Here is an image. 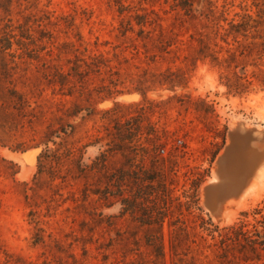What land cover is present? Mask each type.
<instances>
[{
  "label": "rangeland",
  "instance_id": "rangeland-1",
  "mask_svg": "<svg viewBox=\"0 0 264 264\" xmlns=\"http://www.w3.org/2000/svg\"><path fill=\"white\" fill-rule=\"evenodd\" d=\"M259 38L264 0H0V264H264Z\"/></svg>",
  "mask_w": 264,
  "mask_h": 264
},
{
  "label": "trees",
  "instance_id": "trees-1",
  "mask_svg": "<svg viewBox=\"0 0 264 264\" xmlns=\"http://www.w3.org/2000/svg\"><path fill=\"white\" fill-rule=\"evenodd\" d=\"M185 2L189 6H191L192 0H185ZM259 39H261V42L258 44H254L255 49L253 48L250 50H246V49L241 48L239 50V56H241L242 58L241 62L247 61V59L252 58L253 52L256 53L254 54V56L255 55H257V57L262 56V53L264 51V38H259ZM6 49H8V47L2 46V50H6ZM227 52H229V50H227ZM235 56L236 55L234 53H229L227 59L219 60L215 57L214 61L216 62L217 66H219L222 62L226 63V66H225L226 69L230 68V66L233 64L234 70L232 72L231 79L228 80L226 84H224V86L226 87L228 93L238 94V93H242L243 90L245 89L244 84L241 82L243 78L242 76L244 75V71H245V64L244 63L237 64L235 61ZM252 77H255L257 79L261 87H264V70H259V73L253 74ZM15 149L18 150L20 148L19 146H16ZM43 152L40 154L39 159L42 157ZM247 241H250V240H247Z\"/></svg>",
  "mask_w": 264,
  "mask_h": 264
},
{
  "label": "bare ground",
  "instance_id": "bare-ground-1",
  "mask_svg": "<svg viewBox=\"0 0 264 264\" xmlns=\"http://www.w3.org/2000/svg\"><path fill=\"white\" fill-rule=\"evenodd\" d=\"M228 145H230V147L223 152V154L221 155L222 157V161L220 162V164L217 166L216 170L214 171V180L216 182L219 183L218 186L214 187L212 189L211 192H209L208 197L206 198V202H216L218 200H221L223 198L224 195L226 194H232L235 192L236 189H238L237 187H239V181L237 180L236 176L233 174V172H231L229 170V165H230V155H232V151H233V147H232V143L230 142L229 138H228ZM238 147V146H236ZM245 147V146H244ZM243 147V148H244ZM242 148V150H244ZM235 152V151H234ZM242 153V152H241ZM234 155V154H233ZM238 155V154H237ZM14 160H18L20 162L23 161V158L25 157V155H10ZM218 159V158H217ZM252 161V160H251ZM219 163V162H218ZM217 163V164H218ZM22 165H24L22 163ZM236 166V165H235ZM239 166V165H238ZM245 166V165H244ZM232 169V168H230ZM247 169V167H246ZM260 170V169H259ZM239 171V170H238ZM236 173V172H234ZM245 176V175H244ZM256 176V175H255ZM258 177V176H257ZM250 189V187H249ZM252 191V190H251ZM250 194V193H249ZM248 194V195H249ZM241 197V196H240Z\"/></svg>",
  "mask_w": 264,
  "mask_h": 264
},
{
  "label": "water",
  "instance_id": "water-1",
  "mask_svg": "<svg viewBox=\"0 0 264 264\" xmlns=\"http://www.w3.org/2000/svg\"><path fill=\"white\" fill-rule=\"evenodd\" d=\"M262 136H263L262 133L257 132L256 130H253V129L252 130H248V129H245L243 127H237L235 129L231 130L229 132V134H228V138H229L230 142L233 143V145H240V144H242V145H244V144L245 145H249L250 143H252L256 139L261 138ZM229 147H230V145L227 144L225 146L223 152H225V150H227ZM17 155H25V157L23 158V161L21 163H25L26 162L28 155H26V154H17ZM18 162H20V161H18ZM214 186H215V184L206 186L204 188V190H203L204 191L203 192V198H204L205 194H207ZM237 191H236V193H237ZM222 203L220 205H213V203H211L210 205H208L209 202H205L204 201V205L209 209V211H210L211 214H214V212L219 207H221Z\"/></svg>",
  "mask_w": 264,
  "mask_h": 264
}]
</instances>
